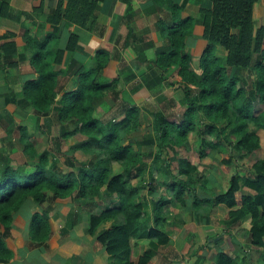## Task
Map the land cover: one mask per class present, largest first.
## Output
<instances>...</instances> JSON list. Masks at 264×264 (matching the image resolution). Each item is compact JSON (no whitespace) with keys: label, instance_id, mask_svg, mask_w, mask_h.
I'll return each instance as SVG.
<instances>
[{"label":"trees","instance_id":"1","mask_svg":"<svg viewBox=\"0 0 264 264\" xmlns=\"http://www.w3.org/2000/svg\"><path fill=\"white\" fill-rule=\"evenodd\" d=\"M255 2L211 0V7L200 11L207 45L197 69L185 43L196 21L176 19L167 28L163 35L167 44L156 50L141 84L147 91L154 90L174 70L185 111L180 120L151 115L153 130L145 133H141V127L146 116L136 106L127 108L121 120L107 124L93 115L94 102L117 85L116 81L99 82L109 60L106 51H97L90 70L86 71L81 64L73 67L75 61L67 71L53 69V64L62 63L66 52L79 50L75 34H69L63 48L58 47L62 30L71 25L90 28L97 9L94 0H67L65 6L59 2L35 25L41 32L50 24L53 31L41 38L39 34L25 37L36 79L26 82L24 101L41 117L48 116L50 111L55 114L59 133L53 139L52 151L57 158L63 157L68 170L57 168L56 161L50 163L49 151L38 152L24 129L20 133L25 164L13 166L9 157L0 154V264H9L11 258L4 239L9 235L14 215L28 199L41 204L48 194L54 199L84 200L96 209L111 200V205L91 212L88 233L111 258L125 256V264H162L161 247L169 244L164 229L167 216L172 209L187 207L191 211L203 210L200 218H209L224 229L220 242L225 241L223 248L230 252L235 239L230 228L249 220L244 234L247 248L253 264H264V148L261 150L260 144L264 135V28L253 22ZM8 46L13 47L3 45V52ZM217 48L225 52L224 57L216 55ZM15 52L4 53L5 67L15 65L10 60ZM69 73L75 76V88L63 93L52 107L61 91V78ZM190 133L198 139L194 147L188 141ZM78 136L83 140L78 142ZM72 140L75 142L69 145ZM63 144H67L65 151L61 150ZM152 146L157 149L155 154ZM179 148L192 152L199 162L178 159L177 172L173 173L171 161L160 156L169 151L176 155ZM259 152L263 154L260 158ZM76 154L83 159H77ZM153 156L147 171L145 159ZM206 158L216 163L220 178L227 176L225 190H205L204 172L199 166ZM247 159L252 160L246 166L242 161ZM222 180L218 182L220 186ZM244 189L251 193H244ZM199 190L211 195L199 197ZM157 194L156 200L149 199ZM147 214L152 217L151 227H146L150 220ZM45 222L37 221L35 215L32 218L31 237L36 245H43L49 237ZM107 222H112L111 228L102 230ZM140 230L150 240L149 245L132 244ZM222 250L216 254L214 264H237L239 259L234 253L225 254ZM243 261L251 264L250 254L244 252Z\"/></svg>","mask_w":264,"mask_h":264},{"label":"crops","instance_id":"2","mask_svg":"<svg viewBox=\"0 0 264 264\" xmlns=\"http://www.w3.org/2000/svg\"><path fill=\"white\" fill-rule=\"evenodd\" d=\"M94 1L97 9L94 12L95 21L90 28L76 25L63 28L58 47L63 48L69 34H75L80 48L76 52H66L60 65L53 64L54 71H67L72 61L77 62L73 67L81 64L86 71L90 70L95 65L97 51H106L109 60L99 77V82L106 84L116 81L117 85L101 100L94 102L95 118L103 124L119 121L124 117L127 108L136 106L146 116L141 133L153 130L151 115L163 114L168 118L180 120L185 111V104L183 93L174 78V70L166 75L165 81L159 87L151 91L144 89L141 77L154 61L156 50L167 44L164 32L166 33L167 28H170L176 19L191 18L196 21L185 43L194 68L199 67L207 45L203 39L200 11L209 9L212 5L211 0ZM59 2L65 6L67 0H0V154L9 157L13 166L24 165L26 162L22 153L20 133V130L24 129L26 137L28 136V140L38 152L49 151L50 163L56 161L57 168L64 172L68 170L59 166L63 157L57 158L52 151L55 148L53 139L58 137L59 133L58 124L54 122L55 114L50 111L46 117L37 115L34 108L24 101L23 93L26 82L36 79L30 65L31 52L25 37L27 35L33 38L39 34L41 38V35L53 31L50 24H46L41 32L35 25L40 24ZM252 19L258 28H264L263 0H256L254 3ZM7 44H12L13 47L8 46L3 52V45ZM51 44H55V41ZM12 50H16L15 55L10 58L15 65L5 67L3 55ZM216 55L224 57L225 52L217 48ZM74 78L72 73L61 78V91L56 94L52 107L57 105L63 93L75 88ZM261 137L260 144L263 150L264 135ZM76 140L80 142L83 138L78 136ZM197 140L196 134L188 135L192 147L198 144ZM66 149L67 146L63 144L61 150ZM152 150L154 154L157 151L154 146ZM260 155L261 152L257 157L260 158L263 154ZM75 157L79 160L81 158L77 154ZM153 158L154 156L145 159L147 171ZM160 158L171 161L169 162L172 163L173 173L177 172L178 159H188L194 164L199 162L192 152L180 148L176 149V155L170 151L163 152ZM249 160L252 159L243 160L242 163L247 166L251 162ZM200 164L199 170L204 172L205 190L212 193L225 190L227 176L222 177L223 180L220 178L216 163L211 158H206ZM220 179L223 182L221 186L218 183ZM143 192L146 195V190ZM243 192L248 194L250 191L244 189ZM196 195L208 197L211 194L205 195L199 190ZM157 197L158 194L151 195L149 199L156 200ZM111 202V200L104 202L99 208L109 206ZM190 203L188 202L187 206ZM99 208H91L84 200L54 199L51 194H48L46 201L41 204L28 199L14 215L9 235L4 239L11 253L9 264H125V256L111 258L88 233L89 215L93 210L96 213ZM203 214L201 209L197 211H191L188 207L172 209L164 228L169 235V244L161 247L164 255L162 264H214L216 254L225 244L223 240L220 242L224 229L212 223L209 218H200L199 216ZM34 215L37 216V221L45 219L49 228V237L43 245H36L32 241ZM147 219L150 220L146 227H151V215L147 214ZM111 225L112 222H107L102 230L110 229ZM248 229L249 220L230 228L231 235L235 238L233 252L227 248L222 250L225 254L234 253V257L240 261L237 264H247L246 261L241 262L244 252L250 254L251 264L254 262L251 251L247 248L248 241L244 237ZM132 244L146 246L150 244V240L140 230L132 239Z\"/></svg>","mask_w":264,"mask_h":264},{"label":"rangeland","instance_id":"3","mask_svg":"<svg viewBox=\"0 0 264 264\" xmlns=\"http://www.w3.org/2000/svg\"><path fill=\"white\" fill-rule=\"evenodd\" d=\"M75 142V140L73 141H69V145H71V144H73ZM66 146H67V144H66ZM79 156V155H78ZM79 158H80V156H79ZM83 158H80V160H82ZM59 166H61V167H63V169H66V166H65V164H64V159L63 158H61L60 159V163H59ZM228 249V248H227Z\"/></svg>","mask_w":264,"mask_h":264}]
</instances>
